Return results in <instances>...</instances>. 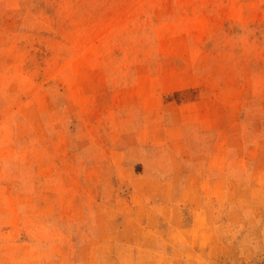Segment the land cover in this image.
Here are the masks:
<instances>
[{
  "label": "rangeland",
  "instance_id": "374dc122",
  "mask_svg": "<svg viewBox=\"0 0 264 264\" xmlns=\"http://www.w3.org/2000/svg\"><path fill=\"white\" fill-rule=\"evenodd\" d=\"M0 264H264V0H0Z\"/></svg>",
  "mask_w": 264,
  "mask_h": 264
}]
</instances>
